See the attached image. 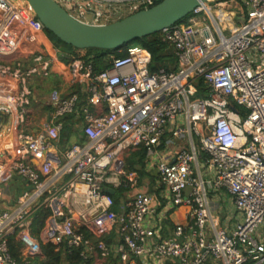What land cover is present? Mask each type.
<instances>
[{"label": "built area", "instance_id": "2783aa9c", "mask_svg": "<svg viewBox=\"0 0 264 264\" xmlns=\"http://www.w3.org/2000/svg\"><path fill=\"white\" fill-rule=\"evenodd\" d=\"M55 1L93 24L155 5ZM159 33L173 70L151 71L150 54L133 42L99 71L74 58L75 89L50 91L49 120L36 132L28 129L32 80L64 55L52 47L0 59L1 97L13 116L0 136V198H14L0 209V264H31L42 244L78 249L83 263L115 254L119 264H264V0H208ZM43 34L27 0H0L1 57L46 41ZM69 118L81 137L63 146ZM140 148L144 177L126 163ZM14 176L23 183L16 197ZM107 188L126 192L117 210ZM223 198L239 215L231 229L221 223ZM179 208L184 219L167 234ZM40 210L48 214L34 235ZM12 235L20 261L10 254Z\"/></svg>", "mask_w": 264, "mask_h": 264}, {"label": "water", "instance_id": "95a60500", "mask_svg": "<svg viewBox=\"0 0 264 264\" xmlns=\"http://www.w3.org/2000/svg\"><path fill=\"white\" fill-rule=\"evenodd\" d=\"M27 2L44 29L66 44L79 49L115 50L171 27L208 0H161L147 9L103 24L79 21L55 0ZM106 191L111 195L115 193L112 188H107Z\"/></svg>", "mask_w": 264, "mask_h": 264}, {"label": "trees", "instance_id": "16d2710c", "mask_svg": "<svg viewBox=\"0 0 264 264\" xmlns=\"http://www.w3.org/2000/svg\"><path fill=\"white\" fill-rule=\"evenodd\" d=\"M161 0H155V4L160 2ZM223 1V0H222ZM226 1V0H224ZM187 19L184 18L182 21ZM37 20V19H36ZM181 21V22H182ZM44 32L46 33V37L48 41H52L55 46L58 47V50L65 55V51L69 53L68 57H64L66 62L74 58H80L83 60H89L92 62L93 67L96 71L104 69L110 65L112 57H120L125 54L126 45L121 47L120 49L110 50V49H98V48H88V49H79L71 46L70 44H66L65 42L61 41L57 38L54 34L44 29L41 23L38 21ZM135 42V41H133ZM137 44L145 48L148 53L150 54V63L149 67L150 70H156L158 68H164L168 71H171L175 68L176 58L167 43H165L160 36V33L157 32L155 34L146 36L138 41ZM201 82V80H198ZM68 121V120H67ZM64 127L63 135L67 129L70 130L69 137L73 135L74 130L72 127L67 124ZM71 138V137H70ZM69 139V138H68ZM145 151L143 148L137 150V152L133 153L127 160V165L131 167V169L137 164L139 165V172L141 174L144 173L143 167L145 166ZM123 189L119 190L114 194V210H117L118 206H116L118 198H120V192L122 193ZM48 212L44 210H40L36 213L34 219V235H37V231L43 226L45 218ZM168 224V221L166 222ZM113 236V235H111ZM108 237L107 239L110 240L113 237ZM9 242V250L12 257H14L17 261H20V254H21V244L19 241L16 240L15 236L12 235L8 239ZM42 256H36L35 264H80L82 258L79 255L78 249H71V250H59L56 251L54 246L51 244H42L41 245ZM250 264V263H248Z\"/></svg>", "mask_w": 264, "mask_h": 264}, {"label": "crops", "instance_id": "0c3cea01", "mask_svg": "<svg viewBox=\"0 0 264 264\" xmlns=\"http://www.w3.org/2000/svg\"><path fill=\"white\" fill-rule=\"evenodd\" d=\"M46 41L48 43L42 45L39 51L51 52L52 47L58 49V47L55 46L52 41L50 40L48 41V38ZM32 46L33 45L22 44L20 49L16 51L14 54L9 55V56H2V57L0 56V59L8 60V61H15L16 59L29 58L31 55H34L38 51V50H35ZM68 56H69V53L65 51V55L59 59V62L52 68L51 72H49L47 75L37 76L36 78L32 80V97H31V102L29 105V117H30L31 125L30 127H28V129H30L32 132H36L38 129L41 128V124L43 123V121L48 120L47 118L50 112V104H49L48 98L46 100L45 107H38V104H40V100L39 98H36V94H35L36 90L40 89L41 87L49 88L48 85H50L52 89L58 88L61 91L62 96H67L68 94H70L72 90L75 89V87H73L69 82V73L67 70L68 64L66 62V59H64V57H68ZM61 67H62V71L57 73L56 70H58ZM3 93H4L3 90L0 88V136L2 132L5 130L6 122L9 121V118L13 119L12 114H9L7 112L8 108H7V105L4 103L5 100H3L1 97L3 96ZM73 123L74 121L69 118V120L67 121V124H69V126L72 127L71 125ZM75 130H76V133H73V135L70 138L71 143L77 141V139H80L81 137L80 136L81 134L79 133V128L76 127ZM71 143L67 145H64V144L62 145L69 146ZM135 152H137V150L130 151L127 154L126 163H127L128 158L132 156V154ZM128 167L129 169H131L130 166ZM131 170H135L142 177H144L145 175L144 173L141 174L139 172V166L135 165ZM11 183H12V189L16 188L15 192L19 193L21 189L23 188V183L21 180L17 182L16 179L14 178ZM124 193L122 192V194ZM10 200L8 201L5 197L0 198V209H2L3 207H6L10 202H12ZM122 201H123L122 197H120L119 200L117 201L116 206H119ZM220 204H221V207H220L221 208V212H220L221 223L224 224L227 222V225L230 227L229 229H231L233 227L232 226L233 222H235L236 219H239V215L234 210V206L228 198H223ZM183 213H184V210L182 208H179L177 211L171 214V216L168 219V224H166V227H165V232L167 234H169L170 229L173 228L175 223L183 221L184 219ZM80 264H119V262H118L117 256L113 254L108 259L92 258L88 262L86 263L81 262ZM130 264H136V263L132 261Z\"/></svg>", "mask_w": 264, "mask_h": 264}, {"label": "rangeland", "instance_id": "374dc122", "mask_svg": "<svg viewBox=\"0 0 264 264\" xmlns=\"http://www.w3.org/2000/svg\"><path fill=\"white\" fill-rule=\"evenodd\" d=\"M117 15H120V14H117ZM117 15H113L112 21L118 19V18H117ZM42 36L45 37V36H46V33L44 32V34H43ZM47 43H48V42L45 41V39H40V42H39L38 44H34L32 47H33L35 50H39V49L41 48L42 45L47 44ZM133 43L136 44L137 42L135 41V42H133ZM48 87H49V88H47V87H45V88L41 87L40 89L36 90V92H35V94H36V98H39V100H40V104H38V107H45V106H46V100H47V98H48V95H49L50 91L52 90V88H51L50 85H48ZM4 100H5V99H4ZM33 101H34V100H33ZM71 126H72L73 130H75V128L77 127V126H74V124H72ZM69 132H70V130L67 129L66 132H65L63 135H61V137H60V141H61V143L64 144V145H67V144L71 143V142H70V137H71V136L69 137ZM68 138H69V139H68ZM136 166H139V165L136 164ZM16 181L18 182L19 179H16ZM17 194H18V192H16L15 197L17 196ZM119 197H122V193H121V192H120V196H119ZM13 200H14V198H11L10 201H13ZM118 200H119V198H118ZM234 221H235V220H234ZM36 233H38V231H37ZM109 237H110V236H109ZM30 262H31V264H35V262H36V258L34 257V258L30 259Z\"/></svg>", "mask_w": 264, "mask_h": 264}]
</instances>
